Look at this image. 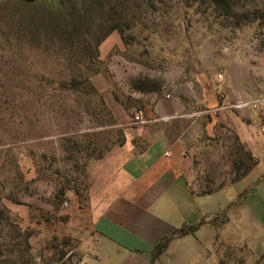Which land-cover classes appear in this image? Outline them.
<instances>
[{"label": "rangeland", "instance_id": "374dc122", "mask_svg": "<svg viewBox=\"0 0 264 264\" xmlns=\"http://www.w3.org/2000/svg\"><path fill=\"white\" fill-rule=\"evenodd\" d=\"M193 69L234 97L264 94V0H0V264L69 249L40 224L63 220L72 194L88 204L89 169L127 128L99 81L127 106L137 90H192Z\"/></svg>", "mask_w": 264, "mask_h": 264}, {"label": "crops", "instance_id": "0c3cea01", "mask_svg": "<svg viewBox=\"0 0 264 264\" xmlns=\"http://www.w3.org/2000/svg\"><path fill=\"white\" fill-rule=\"evenodd\" d=\"M191 72L192 90H137L127 106L99 79L114 122L127 128L89 169L88 204L72 194L63 220L41 222L39 234L71 243L57 264H264V115L218 109L245 96L207 70ZM235 148L255 161L239 176Z\"/></svg>", "mask_w": 264, "mask_h": 264}, {"label": "built area", "instance_id": "2783aa9c", "mask_svg": "<svg viewBox=\"0 0 264 264\" xmlns=\"http://www.w3.org/2000/svg\"><path fill=\"white\" fill-rule=\"evenodd\" d=\"M166 97H169V95H166ZM225 98V97H224ZM226 103L222 104L218 109H227V108H233V109H255L257 110L260 115H264V97H258L255 99H247V98H239L232 101L224 100ZM134 121L136 122H142V118L140 114H136L134 116ZM71 253V252H70Z\"/></svg>", "mask_w": 264, "mask_h": 264}, {"label": "trees", "instance_id": "16d2710c", "mask_svg": "<svg viewBox=\"0 0 264 264\" xmlns=\"http://www.w3.org/2000/svg\"><path fill=\"white\" fill-rule=\"evenodd\" d=\"M40 2L48 3L50 6H52L54 3L62 4L64 0H40ZM114 29V28H112ZM246 161L242 160L240 161L238 168L236 169V175L239 176L243 173H245L248 169L251 168V166L255 163L254 159L251 157V155H245ZM239 168H243L242 171H239ZM180 233L183 232V230L179 231ZM64 243L66 246H70L71 243L64 238ZM168 239H164L162 242H160L157 247L155 248L153 252V257L156 258L159 254H161L165 248L167 247ZM67 251H64L63 256L66 254Z\"/></svg>", "mask_w": 264, "mask_h": 264}]
</instances>
